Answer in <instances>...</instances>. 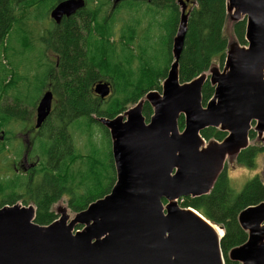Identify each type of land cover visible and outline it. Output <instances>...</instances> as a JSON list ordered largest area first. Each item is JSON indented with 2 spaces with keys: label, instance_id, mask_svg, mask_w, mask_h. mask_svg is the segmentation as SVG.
<instances>
[{
  "label": "water",
  "instance_id": "obj_1",
  "mask_svg": "<svg viewBox=\"0 0 264 264\" xmlns=\"http://www.w3.org/2000/svg\"><path fill=\"white\" fill-rule=\"evenodd\" d=\"M122 1L113 0V6ZM177 1L173 61L161 93L148 92L112 119H96L111 141L115 183L109 194L72 218L61 211L47 226L34 222L32 205L3 206L0 264H224L223 230L217 227L222 232L217 236L209 221L178 202L209 194L226 160L249 146L250 130L264 143V0H226L229 20H246L247 45L229 43L221 71L210 68L209 75L188 83H180L178 77L187 0ZM84 7V0H64L52 8L49 18L59 25ZM206 81L214 93L202 105ZM93 92L105 99L111 87L98 82ZM52 102L51 90H45L36 107L35 129L49 116ZM144 103L152 108L148 121L142 115ZM206 128L219 129L226 137L206 142L200 135ZM238 224L247 240L228 258L239 264H264V202L240 212Z\"/></svg>",
  "mask_w": 264,
  "mask_h": 264
},
{
  "label": "trees",
  "instance_id": "obj_2",
  "mask_svg": "<svg viewBox=\"0 0 264 264\" xmlns=\"http://www.w3.org/2000/svg\"><path fill=\"white\" fill-rule=\"evenodd\" d=\"M61 1L64 0H0V130L3 129L4 133L0 139V169L3 170L0 174V208L19 202L27 206L30 202L35 208L34 222L41 226L57 219L54 206L64 197L68 199V209L75 214L111 191L115 170L110 151V185L105 190L94 192L102 185L103 171L97 160L88 158L97 152L92 143L91 127H103L97 118L112 119L123 114L128 105L134 106L148 92L161 91L160 83L166 78L173 61L172 40L180 17L177 0H125L115 6L113 2L110 4L111 0H84L82 10L63 18L59 25L51 21L49 30L39 38L45 52L52 53L54 62L43 59L40 62L45 69L43 77L38 76L40 93L30 104L25 95L32 92V81L29 84L31 89H26L22 95L16 86L20 82L17 70H6L1 61L8 57L14 25L18 30L22 29L21 21L29 16L31 10L45 7L44 13L48 17L52 8ZM186 6L187 32L178 64L180 83L191 82L207 73L215 62L222 68L229 44L224 35L225 24L229 20L226 0H187ZM121 9L126 13L123 17ZM23 13L25 15L19 18ZM231 25L234 42L246 46V20L232 22ZM27 50L24 48L21 52ZM8 77L10 80L6 83ZM98 82H107L111 87L110 95L105 99H100L93 92ZM45 88H50L55 102L28 152L31 157H38L39 164L27 175L19 174L13 165L8 164L7 154L11 150L14 159L20 160L24 148L10 149L11 138L8 136H12V131L8 127L18 120L26 122L28 111L21 102L35 107ZM14 90H18L13 97L14 104L1 106L5 97ZM213 93L214 87L206 81L201 91L202 105L211 99ZM14 109L20 111L18 117ZM151 114L152 108L144 103L142 115L146 121ZM178 128H184L183 117L178 120ZM102 129L109 138L107 130ZM76 134L89 140V151L85 155L77 150ZM200 135L206 142H221L226 137L225 132L216 128H206ZM248 137L249 141L257 140L253 130L249 131ZM261 154H264V143L255 142L228 162L253 169ZM262 202L264 181L256 175L236 193L230 186L225 164L209 194L183 198L178 205L196 211L221 228L224 235L220 249L224 264H239L228 258L233 248L247 240V233L238 224V215Z\"/></svg>",
  "mask_w": 264,
  "mask_h": 264
},
{
  "label": "rangeland",
  "instance_id": "obj_3",
  "mask_svg": "<svg viewBox=\"0 0 264 264\" xmlns=\"http://www.w3.org/2000/svg\"><path fill=\"white\" fill-rule=\"evenodd\" d=\"M113 0H111L110 4H112ZM128 3V2H126ZM123 3L124 6H126ZM46 8H41L40 10H31L29 12V16L24 20L21 21L22 29L18 30L16 26L14 25L11 33L10 38L11 42L9 43V50H8V57L4 60L2 59L1 63L5 67V69L9 70L12 68L14 71L17 70V74L20 75L19 83L16 86L17 89H20L21 94L26 93V89H31V84L33 85L32 92L26 93L25 97L26 100L31 104L32 101L35 100V98L40 93L38 85H40V82L38 80V76H41V78L44 75V66L41 65V61L46 60V62H54V58L52 56V53L50 51L45 52V47L42 45L39 38L42 36V34L49 30L51 26V20L46 16V13L44 11ZM16 14H18L16 12ZM125 10H120V15L123 17L125 16ZM25 14H21V16H18L21 18ZM232 22L230 20L227 21L224 28V35L228 39L229 43H233V35L231 31ZM27 48L28 50L25 53H22L21 51ZM45 56V58H44ZM11 65H9V63ZM43 64V63H42ZM41 66L42 68H40ZM211 68L219 69L221 71L222 69L218 66V63L215 62ZM207 75H209V72H207ZM22 77H27L25 80ZM37 77V80H36ZM10 80V77L6 80V83H8ZM23 81V82H21ZM162 82L160 83L161 87ZM29 85L28 88H26ZM34 87L36 90H34ZM45 90H48L47 88L43 89L38 100L36 101L35 107H31L30 104H27L25 101L21 102V105L26 108L28 111V116L26 118V122L22 120L16 121V123H12L8 130L12 131V136H8L10 139V149H20V146H25L29 140H31L32 132L34 130L35 126V117H36V107L38 104L39 99L41 98V95ZM18 90L11 91L7 97L2 101L1 106H4V104L13 105L14 104V95L15 92ZM157 93H161V91H155ZM133 105H128L126 108V111L130 108H132ZM14 112L16 113V116L18 117L19 112L17 109H14ZM15 116V117H16ZM253 127V126H252ZM103 127L93 125L91 127L92 129V143L96 146L94 147L96 149V153L92 156L88 157L91 160H97V165L102 169L103 171V182L102 185L96 189L94 192H100L102 189H107V187L110 185V180L112 178V168L110 166L109 161V155H110V139L107 137L106 133L102 129ZM27 129L29 131V134L26 135L24 130ZM1 129L0 131H2ZM3 132V131H2ZM257 137V136H256ZM0 139H1V132H0ZM87 137L81 136L79 134L75 135V144L77 147V150L82 153L83 155L87 154L89 149H87L88 141ZM1 141V140H0ZM255 142L259 143L260 140L255 141H249V145L255 144ZM21 144V145H20ZM28 146H31L29 144ZM9 149V148H5ZM13 152L9 150V153L7 154V160L9 165H14L16 162H19L18 160L14 159ZM15 162V163H14ZM225 164L227 165V174L230 179V186L231 188L236 192H240L242 187L254 178L256 175H258L263 181H264V154H261L256 159V165L253 169H247L242 167H237L228 160H226ZM3 173V170L0 169V174ZM23 173L22 171L20 172ZM21 205L22 203L19 202ZM68 199L67 197H64L59 203H57L54 206V211L58 216L60 215L61 211H66V214L69 215L71 218L74 216V213L68 209ZM28 205H32V203H28ZM33 206V205H32Z\"/></svg>",
  "mask_w": 264,
  "mask_h": 264
},
{
  "label": "flooded vegetation",
  "instance_id": "obj_4",
  "mask_svg": "<svg viewBox=\"0 0 264 264\" xmlns=\"http://www.w3.org/2000/svg\"><path fill=\"white\" fill-rule=\"evenodd\" d=\"M48 90H50V88ZM54 102L55 101L53 98L52 106H53ZM38 131H39V129H35V127H34V130L32 132L33 136L31 137V140H29L25 146H21L22 148H24L23 155L21 156L20 160H18L19 162H16V164L13 165V169L16 173L21 174L20 172L22 171L23 175H27L29 172L33 171L35 169V167L39 164L38 157H36V156L31 157L28 153L29 150L32 149V146H28V145L32 144L34 142ZM24 132L26 135L29 134V131L27 129H25ZM3 135H4V133L1 132V140L3 139ZM108 136H109V132H108ZM109 139H110V136H109Z\"/></svg>",
  "mask_w": 264,
  "mask_h": 264
},
{
  "label": "bare ground",
  "instance_id": "obj_5",
  "mask_svg": "<svg viewBox=\"0 0 264 264\" xmlns=\"http://www.w3.org/2000/svg\"><path fill=\"white\" fill-rule=\"evenodd\" d=\"M235 24H237V23H235ZM211 227L215 231V233L217 234V236H219V237L222 236V232L219 231L218 228L215 225H213L212 223H211Z\"/></svg>",
  "mask_w": 264,
  "mask_h": 264
},
{
  "label": "built area",
  "instance_id": "obj_6",
  "mask_svg": "<svg viewBox=\"0 0 264 264\" xmlns=\"http://www.w3.org/2000/svg\"><path fill=\"white\" fill-rule=\"evenodd\" d=\"M75 231H79V230H75Z\"/></svg>",
  "mask_w": 264,
  "mask_h": 264
}]
</instances>
